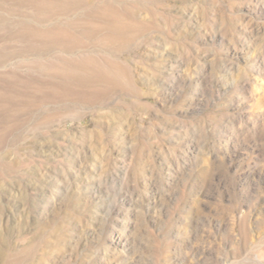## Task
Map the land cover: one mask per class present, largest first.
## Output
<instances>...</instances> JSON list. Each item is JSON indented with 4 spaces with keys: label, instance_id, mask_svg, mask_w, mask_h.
Segmentation results:
<instances>
[{
    "label": "rangeland",
    "instance_id": "374dc122",
    "mask_svg": "<svg viewBox=\"0 0 264 264\" xmlns=\"http://www.w3.org/2000/svg\"><path fill=\"white\" fill-rule=\"evenodd\" d=\"M0 264H264V0H0Z\"/></svg>",
    "mask_w": 264,
    "mask_h": 264
},
{
    "label": "bare ground",
    "instance_id": "6f19581e",
    "mask_svg": "<svg viewBox=\"0 0 264 264\" xmlns=\"http://www.w3.org/2000/svg\"><path fill=\"white\" fill-rule=\"evenodd\" d=\"M56 31L57 30H54V29L53 30L48 29V30L43 31V33L53 35L54 33L56 34ZM57 32L58 33L60 32L61 34H66V31L60 30ZM92 62L93 61L90 58H84L82 60H72L71 65H73L75 67L68 70V72H70L72 75L76 76V78H78V79H81V78L86 79L88 77L90 78L93 73L96 74L97 72L95 71V69H92V67H85V66L88 64H91ZM101 72L102 71H100L99 76L103 77ZM68 79H70V78H68Z\"/></svg>",
    "mask_w": 264,
    "mask_h": 264
}]
</instances>
